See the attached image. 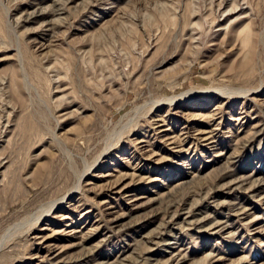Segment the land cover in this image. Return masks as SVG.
I'll list each match as a JSON object with an SVG mask.
<instances>
[{
	"label": "rangeland",
	"instance_id": "374dc122",
	"mask_svg": "<svg viewBox=\"0 0 264 264\" xmlns=\"http://www.w3.org/2000/svg\"><path fill=\"white\" fill-rule=\"evenodd\" d=\"M0 264H264V0H0Z\"/></svg>",
	"mask_w": 264,
	"mask_h": 264
},
{
	"label": "bare ground",
	"instance_id": "6f19581e",
	"mask_svg": "<svg viewBox=\"0 0 264 264\" xmlns=\"http://www.w3.org/2000/svg\"><path fill=\"white\" fill-rule=\"evenodd\" d=\"M186 96V95H185ZM180 99V97H171V98H169V99H166L167 101H169V103L170 104H172L174 101H176V100H179ZM142 142V141H141ZM145 142V141H144ZM123 189V188H122Z\"/></svg>",
	"mask_w": 264,
	"mask_h": 264
}]
</instances>
